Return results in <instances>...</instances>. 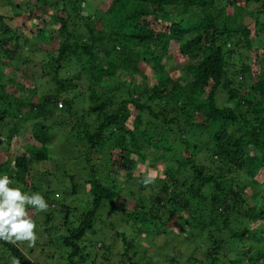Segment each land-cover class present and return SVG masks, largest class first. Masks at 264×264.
<instances>
[{
    "label": "trees",
    "instance_id": "obj_1",
    "mask_svg": "<svg viewBox=\"0 0 264 264\" xmlns=\"http://www.w3.org/2000/svg\"><path fill=\"white\" fill-rule=\"evenodd\" d=\"M262 33L264 0H0V176L47 202L26 212L48 260L160 264L154 245L168 264H264ZM150 152L164 177L138 174ZM33 247L0 239V264H40Z\"/></svg>",
    "mask_w": 264,
    "mask_h": 264
},
{
    "label": "rangeland",
    "instance_id": "obj_2",
    "mask_svg": "<svg viewBox=\"0 0 264 264\" xmlns=\"http://www.w3.org/2000/svg\"><path fill=\"white\" fill-rule=\"evenodd\" d=\"M254 6L255 5H252L251 7H254ZM251 7H250V9H251ZM21 21L22 20H20L19 24L21 23ZM260 40L261 41L264 40V34L263 33L260 36ZM35 59L37 60V63L40 64L41 61H43V60L46 59V57H45L44 53H41L40 52V53H37L35 55ZM263 63H264V61H263ZM41 67H42V65L37 66V67H35V70L36 69H40ZM254 68H255V71H256V65H254ZM255 71L253 70V74L255 76H257V75H260V74H263L264 73V68L263 69H259L256 72ZM181 74H182V71H179L177 73L178 76H180ZM155 82H156V79L155 78L154 79L152 78V81L150 83H147V85H149V84L152 85ZM48 83L49 82L47 81V79L40 80L38 82V85H37V89H36L37 90V93L36 94L37 95L38 94L40 95L41 92L43 91V88ZM81 86L84 89H86L88 87V84H87L86 80H84L83 82H81ZM228 98H229V96H228V94L226 92H221L220 91V93H219V102L220 103L223 102V101H225ZM79 106H80L79 108L82 109V106L81 105H79ZM59 109H60V106H59ZM57 113H59V110L57 111ZM31 136H32L31 135V131L30 130L27 131L26 134L23 135L20 138V143H23V144L32 143L33 140L31 138ZM55 138H54L55 140L53 142V150L54 151L56 149L58 150V148H59V144L56 143V142H58V141L60 142L61 141L60 135L55 134ZM144 147H145V149H144V151H145L147 147H146V145ZM148 154H149V157H148L147 160L145 158L141 160V163H140V166H139V169L140 170L138 171V174L148 175L150 177L151 176L164 177L165 159H166V157L163 156L162 154L161 155L159 154L158 155L159 158L154 160V157L153 156L154 155L156 156V153L150 152ZM109 163H110V161H109V158H108L107 155L105 156V159H103L101 162L100 161L99 162H96V164H97L96 170L98 171L100 177H107V173H109V169H110V166H108ZM68 170H69V172H70L71 175L77 176V178L79 179L78 181L80 183H84L86 181V179H88L89 167H87L86 165H80L79 163L74 162V163H71L70 166H68ZM157 171H159V172H157ZM113 180H114L115 183H119V182L116 181V179H115L114 176H113ZM261 181L264 182V178ZM263 182H262V188L260 189V192L262 193V197H264V185H263ZM65 184L67 186H70L69 181H66L65 180ZM132 189L134 191L135 187L134 188H131V187L128 188V190H132ZM86 191H87V188H85V187L84 188H81L79 190V197H78V199L81 198L86 193ZM124 194L125 195H128V192H126ZM136 197L138 198V195L137 194H136ZM260 198H261V196H260ZM127 228L128 227H126L125 225H123L121 227V230L120 231L121 232H122V230H125L126 231ZM127 231L130 232L131 231V228L130 229H127ZM134 235H135V233L132 232V234L130 236H128V237L129 238H133ZM141 240H142V242H140V243H142L144 245H148L149 243H152V240L153 239H152V237L148 236L147 238H143ZM108 242H116V241H113L112 239H108ZM246 242H249V240L246 239ZM174 247H178L177 248V251L178 250H180V252L182 251L181 255L176 254V257H178V258L180 257L184 261L187 262V260H188V257L187 256H188V254H190V251H189L188 246L186 244H181L180 242L176 241V242L173 243L172 248H174ZM136 249L138 251V248L137 247H136ZM48 251H50L49 248H43L42 246L35 245L33 247V253H32L33 256H31V258H32V260L34 262L40 263V264H43V263L44 264H57V262L55 263V262H53L51 260H48V258H47ZM158 252H159V249L156 246L152 245L151 246V251L149 253V256H151V258H153L154 261H160V264H168L167 262L166 263L164 262L165 261L164 259H167L168 256L169 257H172V254H171L170 250H168L162 257L159 256ZM174 254H175V252H174ZM129 255L134 256V254H132V252H130ZM109 256L110 257L108 258L107 261L105 260L104 264H120V257L118 255H109ZM169 257H168V259H169ZM101 263H103V262H100V264ZM86 264H90L89 261H87Z\"/></svg>",
    "mask_w": 264,
    "mask_h": 264
},
{
    "label": "clouds",
    "instance_id": "obj_3",
    "mask_svg": "<svg viewBox=\"0 0 264 264\" xmlns=\"http://www.w3.org/2000/svg\"><path fill=\"white\" fill-rule=\"evenodd\" d=\"M145 180V183H149ZM13 183L7 175L0 176V239L5 242L24 241L28 247L35 246L38 236L34 232L35 223L26 212L31 206L36 211H47L48 204L38 193L31 195L12 188ZM14 238V239H13ZM12 264H19L12 259Z\"/></svg>",
    "mask_w": 264,
    "mask_h": 264
},
{
    "label": "built area",
    "instance_id": "obj_4",
    "mask_svg": "<svg viewBox=\"0 0 264 264\" xmlns=\"http://www.w3.org/2000/svg\"><path fill=\"white\" fill-rule=\"evenodd\" d=\"M59 106H60V107H62V105H61V104H60Z\"/></svg>",
    "mask_w": 264,
    "mask_h": 264
}]
</instances>
